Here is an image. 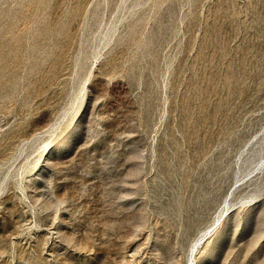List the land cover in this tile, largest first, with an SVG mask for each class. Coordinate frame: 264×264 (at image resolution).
Instances as JSON below:
<instances>
[{"label":"rangeland","instance_id":"rangeland-1","mask_svg":"<svg viewBox=\"0 0 264 264\" xmlns=\"http://www.w3.org/2000/svg\"><path fill=\"white\" fill-rule=\"evenodd\" d=\"M256 152L264 0H0V264H264Z\"/></svg>","mask_w":264,"mask_h":264},{"label":"bare ground","instance_id":"bare-ground-1","mask_svg":"<svg viewBox=\"0 0 264 264\" xmlns=\"http://www.w3.org/2000/svg\"><path fill=\"white\" fill-rule=\"evenodd\" d=\"M258 153L259 152H256L250 159H248L247 161H246V164H252L254 161H256L257 162V165H262L263 163H264V161L263 160H261V159H259L258 157ZM224 213V212H223ZM222 214V213H221ZM221 216V215H220ZM223 216H221L220 218H219V220H221V218H222ZM218 220V221H219ZM221 224V222L218 224V225H220ZM214 225L215 224H213L212 226H211V228H209V230H206V232L205 233H203V235L195 242V244L192 246V248H191V252H190V255H191V257H196V254H197V252H198V250H199V248L200 247H202V245L208 240V236H209V233H211V232H213V230L218 226H215L214 227ZM193 259V258H192ZM195 260V259H194Z\"/></svg>","mask_w":264,"mask_h":264}]
</instances>
